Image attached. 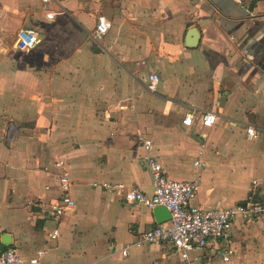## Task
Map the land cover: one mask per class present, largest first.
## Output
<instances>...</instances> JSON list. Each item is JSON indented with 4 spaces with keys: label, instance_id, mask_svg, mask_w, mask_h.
Returning a JSON list of instances; mask_svg holds the SVG:
<instances>
[{
    "label": "crops",
    "instance_id": "obj_1",
    "mask_svg": "<svg viewBox=\"0 0 264 264\" xmlns=\"http://www.w3.org/2000/svg\"><path fill=\"white\" fill-rule=\"evenodd\" d=\"M99 16L111 26L94 41ZM192 27L199 41L186 48ZM25 28L39 41L21 53L15 37ZM204 112L216 115L210 128L200 124ZM10 123L18 128L11 142ZM139 134L167 178L195 182L200 209L246 201L252 181H264V0H51L46 9L42 0H0V250L7 235L24 264L39 249L47 254L37 264H181L170 244L132 246L158 225L152 210L91 187L152 194ZM219 165L236 181H218ZM62 173L75 207L52 242L49 209ZM228 246L234 254L224 263ZM191 257L264 264V215L237 218L228 239Z\"/></svg>",
    "mask_w": 264,
    "mask_h": 264
},
{
    "label": "built area",
    "instance_id": "obj_2",
    "mask_svg": "<svg viewBox=\"0 0 264 264\" xmlns=\"http://www.w3.org/2000/svg\"><path fill=\"white\" fill-rule=\"evenodd\" d=\"M51 0H42L46 9ZM53 14L48 12L47 19H51ZM110 22L104 17H97L95 27L92 32V39L100 41L110 29ZM38 34L31 28L21 29L15 37V49L18 52L26 53L33 50L38 43ZM158 77L155 74L148 76L147 90L154 93L158 85ZM216 122V115L213 112L200 114V124L204 128L212 127ZM183 125L190 126L192 114L184 116ZM18 128L10 123L8 126L7 140L10 142L16 137ZM246 135L249 140L257 138V132L253 127L246 128ZM137 142L142 146L145 153L143 159L149 168L153 192L146 195L136 187H126L119 183L93 182L91 187L107 192L118 194L127 203H134L152 210L157 206L164 207L170 214L168 224H158L144 232L132 246L141 247L149 244H170L179 256L181 264H193L194 259L191 253L200 251L209 246L210 243L218 244L221 240L229 238L233 222L237 218L251 220L264 215V195L260 200L255 199L257 190L264 191V181H252L253 190L243 204L224 209L202 210L196 205L197 187L191 180H171L163 173V168L154 157L150 155L152 141L139 134ZM204 150L200 151V155ZM63 162L56 164L61 167ZM193 165L197 168L203 166L200 160H195ZM58 201L50 206L49 219L52 228L48 233V241H56L60 234V224L66 213L75 207V202L70 196V182L66 174L62 173L58 178ZM31 205V203H29ZM47 254V249L36 251L35 257L29 259V264H37L38 261ZM234 254L231 246L223 248L221 260L227 263ZM0 264H24L23 258L16 249L6 246L0 250Z\"/></svg>",
    "mask_w": 264,
    "mask_h": 264
},
{
    "label": "water",
    "instance_id": "obj_3",
    "mask_svg": "<svg viewBox=\"0 0 264 264\" xmlns=\"http://www.w3.org/2000/svg\"><path fill=\"white\" fill-rule=\"evenodd\" d=\"M199 41V31L196 27L190 28L185 36V47L186 48H194ZM152 214L155 217V221L157 224H163L170 220L169 212L161 206H157L152 209ZM9 236L3 235L1 238V243L4 246H10V242L8 239ZM8 240V241H7Z\"/></svg>",
    "mask_w": 264,
    "mask_h": 264
},
{
    "label": "rangeland",
    "instance_id": "obj_4",
    "mask_svg": "<svg viewBox=\"0 0 264 264\" xmlns=\"http://www.w3.org/2000/svg\"><path fill=\"white\" fill-rule=\"evenodd\" d=\"M225 172H226V170L224 168H222V166H220V165L216 168V170H214V173H215L218 181L219 180H222V181L228 180V182H231V181L235 182L236 181V180H234V178L232 176L229 178V176L227 174H225Z\"/></svg>",
    "mask_w": 264,
    "mask_h": 264
},
{
    "label": "trees",
    "instance_id": "obj_5",
    "mask_svg": "<svg viewBox=\"0 0 264 264\" xmlns=\"http://www.w3.org/2000/svg\"><path fill=\"white\" fill-rule=\"evenodd\" d=\"M257 1H259V0H251V7H253Z\"/></svg>",
    "mask_w": 264,
    "mask_h": 264
}]
</instances>
